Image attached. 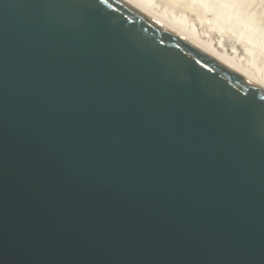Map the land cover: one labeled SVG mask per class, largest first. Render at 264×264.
<instances>
[{
	"label": "water",
	"instance_id": "water-1",
	"mask_svg": "<svg viewBox=\"0 0 264 264\" xmlns=\"http://www.w3.org/2000/svg\"><path fill=\"white\" fill-rule=\"evenodd\" d=\"M0 264H264V91L121 0H0Z\"/></svg>",
	"mask_w": 264,
	"mask_h": 264
},
{
	"label": "rangeland",
	"instance_id": "rangeland-1",
	"mask_svg": "<svg viewBox=\"0 0 264 264\" xmlns=\"http://www.w3.org/2000/svg\"><path fill=\"white\" fill-rule=\"evenodd\" d=\"M130 1L137 4L138 6H140L141 8L146 10L147 12L151 13L153 16H156L157 18H159L160 20L165 22L170 27L181 32V34L188 36L194 42L196 41V43H198L199 45H202L203 47H206L210 51L214 52L217 56H219L220 58H222L226 62H229L231 65L237 67L238 69H241L242 71L244 70V72L246 74L248 73L247 75H249L250 77H252V78L255 77L254 79H256L260 82L262 80L261 83L264 84V76L257 74L258 71H256V73H255V70L253 69V67H248L250 65L252 66V64H254V63H256V64L260 63L259 58H262V60H264L263 59L264 45L258 40L257 37H255L256 35H254L251 31L248 34H246V33L243 34V32H245V30H244L245 26H240L241 24L240 25L239 24L234 25V22H230V24H229V22H228V26L226 27L225 22H224L226 20L223 19V22H222V18L219 19V17L215 16L216 14L213 12H211V13L207 12V13H204L202 15V14H199L198 12H195L194 10L190 11L189 10L190 8H187L188 5L186 4L187 2H185V0H177V1L176 0H130ZM186 1H188V0H186ZM222 2L237 6L236 7L237 9L234 12L236 13V15L239 16V18L243 17L242 21L244 23H247V21H248L247 18H251V17L253 18L254 17L253 19H255L256 23L259 22L260 25L263 24V26H264V19H263L264 18V0H243V2H242V0H222ZM245 4L247 5L248 9H247V7H245ZM255 4L258 6H256ZM259 5H261V6H259ZM238 8H240V10ZM216 10H218V9H215L214 11H216ZM245 10H248V11H245ZM219 11H221V10L219 9ZM221 12L223 13V11H221ZM233 15H235V14L233 13ZM204 16H205V18H204ZM260 16H261V19H260ZM177 19L179 20V22H177L178 21ZM259 19H260V21H259ZM175 20H177V21H175ZM181 20L184 22V24L181 22L182 25L180 24ZM217 21H218V23H216ZM220 22L224 23V24H221ZM218 25H220V26H218ZM230 26H232V28H230ZM238 26H240V27H238ZM220 27H221V29H220ZM223 27H225V29ZM238 28L240 30H238ZM229 29H230V32H229ZM241 29L243 30V32H241ZM222 31H223V33H222ZM232 31H233V33H231ZM236 32L237 33L241 32V35H240L241 37L240 36L238 37ZM249 35H251L250 38H249ZM253 35H254V37H253ZM238 38H240V39H238ZM256 38H257V40H256ZM243 39H245V40H243ZM252 39L256 40L257 43H256V41H254ZM244 43H246V44H244ZM252 44H253V46H252ZM255 44H256V46H254ZM233 46H236V49L238 52V60L242 59L241 61H238V60L236 61V60L230 58L228 55H225L223 53L222 50L224 48L229 53L232 54ZM257 46H259V47L257 48ZM247 48H250L251 50H256V51L257 50L259 51V49H260V51H259L260 53L258 51L257 52H255V51H252V52L246 51L245 52V50ZM261 48H263V49H261ZM249 52H251V55ZM261 52L263 54L259 56V54H261ZM231 57H233V56H231ZM257 57H259V58H257ZM256 59H259L258 60L259 62ZM257 75H259V76H257Z\"/></svg>",
	"mask_w": 264,
	"mask_h": 264
},
{
	"label": "bare ground",
	"instance_id": "bare-ground-1",
	"mask_svg": "<svg viewBox=\"0 0 264 264\" xmlns=\"http://www.w3.org/2000/svg\"><path fill=\"white\" fill-rule=\"evenodd\" d=\"M121 1H123L124 3H126L127 5H129V6H131V7H133L134 9H136L137 11H139L140 13H142L143 15H145V16H147L148 18H150L151 20H153V21H155L156 23H158L159 25H161V26H163L164 28H166V29H168L169 31H171V32H173L174 34H176V35H178L179 37H181L182 39H184L185 41H187V42H189V43H191L192 45H194V46H196L197 48H199V49H201L204 53H206V54H208L209 56H211L213 59H216L217 61H219L220 63H222L223 65H225L226 67H228L229 69H231L232 71H234L235 73H237V74H239L240 76H242L243 78H245V79H247L249 82H251V83H253L255 86H257L258 88H260L261 90H263L264 91V84H262L261 82H262V80H261V82L260 81H258V80H256V79H254V78H252V77H250L249 75H247L245 72H244V70L242 71L241 69H238L237 67H235V66H233V65H231L229 62H226L225 60H223L222 58H220L219 56H217L214 52H212V51H210L209 49H207L206 47H203L202 45H199L198 43H196V41L194 42L193 40H191V38H189L188 36H186V35H184V34H181V32H179V31H177L176 29H174V28H172V27H170L169 25H167L165 22H163L162 20H160L159 18H157L156 16H153L151 13H149V12H147L146 10H144L143 8H141L140 6H138L137 4H135V3H133L132 1H130V0H121ZM177 1V0H176ZM185 2H187L186 4L189 6H187V8H190L189 10L191 11V10H194L195 12H198L199 14H204V13H211V12H213V13H215L216 15L215 16H217V17H219V19L220 18H222V22H223V19L224 20H226V21H224L225 22V25H226V27L228 26V22H229V24H230V22H234V25L235 24H241L240 26H245L243 29L245 30V32H243V30L241 29V32H243V34L244 33H246V34H248V33H250V31L254 34V35H256L255 37H257L258 38V40L264 45V26H263V24H259V22L258 23H256L255 22V19H253L252 17L251 18H247V23H244L243 21H242V18L243 17H241V18H239V16L238 15H236V13L234 12L237 8V6H234V5H231V4H228V3H225V2H222V0H188V1H186L185 0ZM242 2H243V0H242ZM150 4V3H149ZM252 4V3H251ZM256 5V4H255ZM254 5V6H255ZM256 6H258V5H256ZM259 6H261V5H259ZM185 7V6H184ZM245 7H247V5L245 4ZM256 8V7H255ZM261 8V7H260ZM215 9H218V10H216V11H214ZM219 9L221 10V11H223V13L221 12V11H219ZM239 10H240V8H238ZM247 9H248V7H247ZM263 9V8H262ZM254 10V9H253ZM252 10V11H253ZM245 11H248V10H245ZM255 11V10H254ZM194 13V12H193ZM233 13L235 14V15H233ZM250 13V12H249ZM197 14V13H196ZM248 14V13H247ZM246 14V15H247ZM257 15V14H256ZM202 17V16H201ZM199 18V17H198ZM204 18H205V16H204ZM214 18V17H213ZM257 19V18H256ZM260 19H261V16H260ZM260 19H259V21H260ZM264 19V18H263ZM178 20V19H177ZM177 20H175V21H177ZM208 21V20H207ZM206 21V22H207ZM177 22H179V20L177 21ZM184 24V22L181 20L180 21V24L182 25V23ZM212 22V21H211ZM215 22V21H214ZM213 22V23H214ZM227 22V23H226ZM216 23H218V21L216 22ZM221 23V22H220ZM221 24H224V23H221ZM224 25V26H225ZM218 26H220V25H218ZM223 26V25H222ZM240 26H238V27H240ZM184 28V27H183ZM219 28V27H218ZM224 29H225V27H223ZM230 28H232V26H230ZM235 28V27H234ZM237 28V27H236ZM220 29H221V27H220ZM219 29V30H220ZM248 31H247V30ZM237 30V29H236ZM235 30V31H236ZM238 30H240L239 28H238ZM224 31V30H223ZM223 31H222V33H223ZM228 31V30H227ZM221 32V31H220ZM229 32H230V29H229ZM228 32V33H229ZM241 32H236V34H237V36L239 37L240 35H241ZM231 33H233V31L231 32ZM235 33V32H234ZM225 34V33H224ZM245 34V35H246ZM226 35V34H225ZM252 35V34H251ZM251 35H249V38H250V36ZM254 35H253V37H254ZM236 36V37H237ZM243 36V35H242ZM241 37V36H240ZM252 37V38H253ZM248 38V39H249ZM257 38H256V40H257ZM238 39H240V38H238ZM243 40H245V39H243ZM242 40V41H243ZM252 40H254V39H252ZM256 40H254V41H256ZM239 41V40H238ZM241 41V42H242ZM247 41V40H246ZM248 42V41H247ZM252 42V41H251ZM259 42V43H260ZM256 43H257V41H256ZM260 43V44H261ZM244 44H246V43H244ZM252 46H253V44H252ZM254 46H256V44L254 45ZM259 46H257V48H258ZM261 47V46H260ZM263 47V46H262ZM261 49H263V48H261ZM223 53L225 54V55H228L230 58H232V59H234V60H238V52H237V49H236V46H233V52H232V54L231 53H229L226 49H224L223 48ZM246 51H255V52H257L256 50H251L250 48H247L246 50H245V52ZM259 51H260V49H259ZM258 51V52H259ZM244 52V53H245ZM251 52H249L250 53V55H251ZM263 52V51H262ZM261 52V54H259V56L260 55H262L263 53ZM260 53V52H259ZM254 54V53H253ZM258 54V53H257ZM231 56H233V57H231ZM257 56V55H256ZM252 57V56H251ZM262 57V56H261ZM253 58V57H252ZM257 58H259V57H257ZM245 59V58H244ZM254 59V58H253ZM260 59V63H258L259 60ZM259 59H256L257 61V63L258 64H256V63H254V64H252V66L250 65V66H248V67H253V69L255 70V73H256V71H258V73L257 74H260V75H262V76H264V60H262V58H259ZM263 59H264V56H263ZM242 60V59H241ZM240 59L238 60V61H241ZM253 61V60H252ZM255 61V60H254ZM247 63V62H246ZM245 64V63H244ZM250 64V63H249ZM247 66V65H246ZM257 76H259V75H257Z\"/></svg>",
	"mask_w": 264,
	"mask_h": 264
}]
</instances>
